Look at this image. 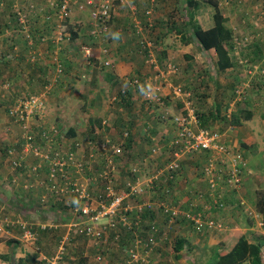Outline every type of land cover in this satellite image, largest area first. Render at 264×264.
<instances>
[{
	"label": "crops",
	"instance_id": "crops-1",
	"mask_svg": "<svg viewBox=\"0 0 264 264\" xmlns=\"http://www.w3.org/2000/svg\"><path fill=\"white\" fill-rule=\"evenodd\" d=\"M183 1L184 0H126V2L121 4V2L117 0L112 18V30L109 36L113 35L115 41L119 42V45H121L123 49L119 51V53L115 50V52L109 54V56L105 54H96L95 56H99L101 59L112 61L111 66H104L103 64L104 67H100L94 65L87 66V62L84 61V48L92 46H79L80 42L86 39L95 41L90 34L94 22L91 20L88 9H80L70 0L72 6V15L70 18L72 19L69 18L70 24L68 25L67 22L69 19H59L56 15L57 8L55 9L54 6H48L43 12H39L37 15L34 14V17L31 19L33 26L30 28L32 33V40L30 41L33 42L31 45L26 37L25 30H22L21 27L18 26V21L15 20L14 14L12 13L10 4L13 5L14 0H0V200H8L11 204L12 211L16 212L7 214L6 216L15 218L22 215L21 211L24 213L27 212V214L31 212L35 216L46 215L47 217L45 220H48L46 223L52 224L49 222L52 221V215L61 214L64 212H61V209L65 210L66 208V205L59 201V198L64 197L49 192L50 190L46 186L47 172L45 169H42L38 176L29 173L27 182L30 185H27L24 184L25 179L16 176L18 171L12 169L6 161L7 147L14 146L19 149L24 143L22 140L23 130L17 123L12 121V117L8 113V108L18 97H26L28 94L40 93L46 86L51 85L50 93L47 96V106L44 110V116L36 118L33 125L35 127L58 126L59 129L61 128L60 144L62 147L64 144V150H76L77 144H80V152H82L85 147L91 148V146H87L89 145V140L87 138L82 139L83 142H80L81 140L78 141L82 131L87 128L88 122L92 121V124H95V122L98 121L101 123L102 119V123L105 124L102 126L101 124L94 125L95 130L93 134H97L94 137L96 139L99 138L96 142L109 138L117 140V136L123 130L120 128H124V126L129 127L133 132L134 139L130 147L136 150L137 153L148 152L149 157H151L149 161L146 162L149 168L146 175L151 174L153 169L157 166H163L169 162L170 157L168 155H163V153L170 149V139L175 134V126L171 121L173 116L183 113L190 119L192 128L198 129L206 127L203 126V123L198 119L196 114V119L188 115L189 110L185 98H181L180 100L172 99L170 98L171 96H167L169 95L167 89L162 90L165 93L164 95H166L162 97V102H150L145 100L144 96L142 97L143 103L147 105L145 108L147 112L143 113L141 116L139 113L131 114V112H128V108L125 107L128 105L133 106L135 98L138 97V95L137 97L134 96L136 90L133 89L136 87L132 84L131 86L126 79L138 75L142 79L141 81L147 80V78H150L152 81L155 76L154 74H156L151 66L144 64L146 62L145 53L146 55H152L154 61L155 55L156 59L164 60L162 64L159 63L161 67L155 65L154 69L155 71L158 69L160 73L164 72V74H161V77H165L167 81L168 76H170L167 71L170 69V65L174 66L177 71L179 69L178 64H181L179 70L182 72H178L179 74L177 73V75L174 76L175 78L172 76L170 78L172 82H174L173 80H183L182 82H186L189 79L187 76L191 75L195 83L197 81L199 83L203 77L202 72H208L207 77L212 80L214 72L227 75L228 70H232L236 67V65H234V67L227 69L225 72L216 70L218 60L216 51L213 48L205 49L187 29L188 18L185 16V3ZM57 3L58 5L60 4L59 0H57ZM182 3L184 10H181L182 12L180 11L179 16L177 12ZM44 4L46 6L49 3L45 0ZM220 8L227 18V26L232 29L234 34L233 53H231V56H233V58L236 56L238 58L257 61L258 63L253 64L260 65L264 68V0H221ZM172 9H175L173 13L177 14L176 17L180 22L179 29H173L174 32L176 31L175 36L177 38V42H174V44L177 43L178 46H174V44L163 46L162 44L158 52L155 45H152V48H150L151 44L156 41L154 39L156 38L154 34L160 31L159 33L162 36L166 31L169 32L170 28L166 25L168 22L169 26L173 23L169 20L172 16L170 15ZM45 13L50 15V18L47 16L44 17L49 21L44 20L42 15ZM86 19H90L91 26H89ZM195 19L204 29H209L215 24L214 9L207 4H201L197 9ZM71 24L74 25L77 38L70 40L72 31ZM176 24L178 25V22ZM180 26L183 28L181 29L182 31H180ZM57 27H60V29ZM66 27L68 29H66ZM258 31L259 36L257 37L256 33ZM61 32L64 34V38L59 40ZM132 34L135 35V40L138 43L139 34H141L140 37L142 38H148L147 41H145L147 43V46L145 45V49H147L145 52L144 48L137 51L134 50V46H131L132 40L134 39ZM248 34L253 36H250L249 45L245 46L241 43L242 36ZM96 38H98V42H93L95 43L94 45H98V43L103 45L109 42L108 39H106L107 35L96 36ZM104 39H106V41ZM166 41H168V39ZM28 44L30 47L27 46ZM176 47L178 49H176ZM31 49L37 51L35 60L31 58ZM92 50L95 51L94 49ZM96 50L99 53V49ZM206 53L207 56H210L208 59H211L209 63L207 62V58H205ZM55 57L64 64L66 70L65 74L59 78L58 83L54 82V78L57 76L55 70L60 61L55 62ZM100 58L98 59L101 60ZM163 64L166 65L164 66ZM189 66H191V69ZM188 68L190 71L187 72V70H189ZM176 71L172 73L175 74ZM154 81L156 80L154 79ZM7 82L11 83L10 89L5 86ZM143 84L147 85L146 83ZM209 84L212 85V82ZM125 85L129 86L125 87ZM95 86H100V88L104 90H106L105 88L120 86L122 94L124 95L127 94L126 89L129 90L130 95L127 98H122L119 94L121 90L118 91L117 96H113V101L115 100V102H117L116 104H118L119 110L121 109L124 113L121 112L119 115L110 111L112 113H109L107 117L106 114L100 115L97 112L98 109H96V105H98V102L101 103V99L99 100V98L95 97V94L91 92ZM257 87L262 95L261 100L258 102L250 100V102H245L244 105L240 106V108H242L246 107L248 104L247 108L253 112V117L248 120H242L237 125L232 124V113L239 111V108L235 109L233 107L234 109L229 111V118L231 119L227 120L229 125L222 131L224 134L222 136V141L225 144L228 143L227 145L233 147L234 150H239L248 162L244 190H240L236 195L231 193L223 195L224 197L221 199V201H223V209L216 207L210 203L212 197L207 194L210 192L208 190L207 181L202 174V166L206 159V155L204 153L194 152L192 156L184 158L180 175L177 176L174 182L170 183L171 185H165V187L171 190L169 193L170 201L179 204L181 207V215L175 226L176 228L170 229L165 227L167 223L165 225L162 224L163 222L165 223V220L161 214L145 213V216L143 215L144 221L157 220L160 228V231L156 233L158 243L155 245L157 246L156 251L153 254V258H151L150 264L166 263V257L168 255L170 256L169 250L171 248L169 247V243L174 236L173 233L177 234L181 231L184 232H182L177 240H184L186 244L180 252H176L175 249L174 253L171 252L170 258L175 264H211L210 262L215 259L217 254L230 252L242 237L248 238L249 241L253 243L261 242L260 238L264 235V225L258 223L259 221L264 222V214L257 213L256 202L257 199H259L258 192L264 189V77H262L261 82L257 84ZM75 88H80V90H76L77 92H75ZM144 89L146 88L144 87ZM81 98L84 100H81ZM75 100L78 101L80 107L79 111H77V109L73 110L72 107H70L71 102ZM189 100L192 103L191 106L195 109V100L192 95ZM94 103H96V105L91 107ZM104 103L105 101L103 100L102 111L106 113V111L108 112L109 108L113 106L109 105L104 107ZM163 116H166V118ZM83 120L84 122H82ZM211 120L214 121L216 119L211 118ZM210 126L214 127L213 129H220L221 127H219V124L215 123H211ZM135 133L137 134L136 136ZM65 137L70 139L68 148H65ZM138 139H140V142ZM142 142L144 143L141 145L140 143ZM47 147L48 145H46V148ZM154 147H159L161 153L153 155L152 148ZM197 155L198 158H200L197 164L186 162L187 159L191 157L193 159ZM155 157H158L157 161L152 160ZM124 158L125 157L122 158L121 164H123ZM38 161L39 159L33 156H28L27 158V163L29 165L37 163ZM132 164L133 163L129 164V167L132 166ZM117 171L116 175L120 179V181L117 179L119 183L117 187L120 188V183L126 178L121 177ZM255 175L259 179L255 177ZM253 179L255 180L251 183L249 180ZM5 186L10 190H6L4 188ZM12 187L14 188L12 189ZM201 190L206 192V196L197 202L194 201L195 192ZM162 191L163 189L161 186H158L156 191L148 190L145 198L158 201ZM243 192H245L244 195H242ZM240 194L243 196L242 201L246 202V204L244 203L242 206L237 203L239 205V207H237L238 205L235 206L233 204L235 199L237 200L236 196H240ZM42 197H47V204L50 202L47 208L44 207L43 213L42 204L45 203L46 200ZM43 199L45 202L42 201ZM131 202L134 204L135 200ZM192 203H196V205L192 206ZM70 204L72 205V202ZM16 205L20 206L16 207ZM199 205L204 210L203 213L206 214L204 220H215L217 224H221L220 228L206 227L199 231L194 226V223L185 217L188 212L197 214V211H201L198 208ZM72 215H74L73 212ZM70 216H68L70 219L62 217L66 220L61 224L67 231L69 222L74 220ZM37 223L40 224L42 222L38 221ZM51 227L53 226H49V228ZM55 227L57 228L58 226L56 225ZM15 228H19L22 232V229L18 226L8 227L7 230H5L6 233L14 235L17 240H8L6 246L7 244L15 245L18 241L23 244L20 236L18 237V235L14 234ZM162 229L164 232L161 233ZM122 230L124 229L119 228L111 231L113 235L111 237L115 238L116 234H119V231ZM124 231L130 233V238L132 237L133 234L131 231ZM19 233L20 231L18 234ZM146 233L148 234V231ZM121 237L122 241L127 240L122 234ZM2 241L3 240L0 239V242ZM101 243L102 244L99 245V250L102 249V251H104L105 247H108V243ZM260 244L262 245L261 248L264 253V245L262 243ZM130 245L128 243V246H123V248L127 247L125 249L126 253ZM3 246L4 245L0 243V248L3 249ZM20 248L21 250L24 249L23 246H20ZM14 254L15 255H9L10 257L7 259H2L0 256V263L20 264V260L23 256L20 257L18 256L19 254L16 255L15 252ZM211 255L213 257H211ZM209 259L210 261H208ZM244 264H251V262L246 261Z\"/></svg>",
	"mask_w": 264,
	"mask_h": 264
},
{
	"label": "built area",
	"instance_id": "built-area-1",
	"mask_svg": "<svg viewBox=\"0 0 264 264\" xmlns=\"http://www.w3.org/2000/svg\"><path fill=\"white\" fill-rule=\"evenodd\" d=\"M45 0H14L13 7L18 14V26L25 30L26 37L32 45L33 26L32 17L34 14L43 12L48 6H54L56 15L59 19L68 20L72 15V6L70 0H47L49 3L45 6ZM80 9H88L91 20L94 26L90 33L93 36L110 35L112 30L111 20L116 8L117 0H72ZM121 4L126 0H119ZM44 17L50 18L49 14H43ZM44 20H47L44 18ZM49 21V20H47ZM60 29V27H57ZM64 38L61 32L59 40ZM107 39V38H106ZM106 39H104L106 41ZM251 37H245L242 42L247 44ZM104 53L108 50L103 48ZM37 51L30 52L32 60L37 57ZM84 56L92 57L91 49L84 48ZM152 56V55H149ZM153 57V56H152ZM154 63V58H152ZM55 62L60 61L55 57ZM241 62V61H240ZM242 63V62H241ZM105 65L111 66L112 61L106 60ZM64 67L60 61L56 66V77L54 82H58L62 76ZM170 74L176 71V68L170 65L167 70ZM248 74H258L264 77V68L259 65H254L253 68L247 70ZM164 72H159L155 76H162ZM130 84L139 85L138 79H132ZM5 86L10 89L11 83L7 82ZM149 93L148 101L162 102V97L158 91L160 88L156 86ZM249 87L246 83L243 87L237 90L238 98L246 95L245 90ZM51 85H48L40 93L28 94L26 97H18L14 103L8 108V113L12 117V121L17 123L23 130L22 140L23 146L17 149L14 146H9L7 150V160L10 166L18 171V177L24 178L27 182L28 174L35 176L40 174L42 169L47 172L46 186L56 195L68 194L72 196L73 221L68 224L67 234L61 241L58 257L66 251V246L70 240V234L76 233L92 238L96 241L103 240L107 243L110 232L119 228L135 233V230H145L147 227L148 234L146 237H135L130 247L128 248V264H150L151 252L157 245V232L160 231L159 226L152 223L150 220L144 221L143 215L147 212L159 209L167 218L168 224L171 226L178 222L181 215V207L179 204L172 203L169 199V189L164 187V184L169 179H174L175 175L182 169V156L190 153H204L206 159L202 166V174L210 186L215 202L218 203V197L222 196L224 188L241 189V184L244 179V168L247 166V160L239 150H234L233 147L225 144L222 141L223 132H219L213 128H198L191 127L190 119L183 113L172 117V122L175 126V134L170 139L168 150L170 153L169 162L163 166H157L151 174L144 176L138 165L130 167L131 175L122 180L121 187L116 175L118 166L121 165V160L125 155V138L128 133L125 132L121 139L112 140L105 139L100 142L89 141L91 150L86 155L87 147L79 151L80 144H77L76 150H64L60 144L61 131L58 126H38L33 125L35 118L44 116L46 109L47 96L50 93ZM173 93L176 97L186 99L188 107V115L196 119L195 109L191 106V101L188 100L191 93L184 90L182 86L173 87ZM45 96V98H44ZM240 96V97H239ZM39 114V115H38ZM166 118V116H163ZM46 145L48 147L46 148ZM46 148V149H45ZM161 149L159 147L152 148V154L157 155ZM28 156L38 158L39 161L34 164H28ZM117 176V177H116ZM166 176V177H164ZM158 186H161L163 191L160 193L158 201H152L145 198L148 190L155 191ZM203 199L206 193L199 191L196 196ZM44 198V197H43ZM135 200L133 204L131 201ZM241 197L239 205L246 204ZM45 202V200H42ZM196 203H192V206ZM223 205V204H221ZM243 206V205H242ZM39 212V211H37ZM202 214H192L188 212L186 216L191 218L197 230L201 231L206 227L215 228L221 227L215 220H204ZM264 225V222H261ZM9 225V226H8ZM18 226L22 229L24 239L30 240L36 234L33 231V226L19 216L10 218L3 216L0 218V235L4 234L8 227ZM52 224L44 223L42 228H47ZM138 230V231H139ZM120 232V231H119ZM120 234H116L115 239H119ZM56 257V258H58ZM102 258V254L98 255Z\"/></svg>",
	"mask_w": 264,
	"mask_h": 264
},
{
	"label": "rangeland",
	"instance_id": "rangeland-1",
	"mask_svg": "<svg viewBox=\"0 0 264 264\" xmlns=\"http://www.w3.org/2000/svg\"><path fill=\"white\" fill-rule=\"evenodd\" d=\"M22 1H27V0H20V2H22ZM181 10H184L183 3L179 6V9H178V12H177V14L179 16H180V11ZM173 12H175V9L171 10L170 15H172V16L170 18L168 17L169 20L172 21L173 23L169 26V22H168L167 25H166V26H168L170 28L169 32H167V31L165 32L164 31L165 33H163L162 36L159 33L160 31L157 34H154L155 37H156V38H154L156 40L155 41L156 43L155 44L154 43L151 44L150 48H152V45H155L157 51L159 52V48L162 47V44H163V46H168V44H174V42H177V40H176L177 38L175 36V32L176 31L174 32L173 29L174 30L179 29L180 22L178 21V18L176 17L177 14L173 13ZM86 20H87L89 26H91L92 24L89 21L90 19H86ZM177 22H178V25L176 24ZM258 34H259V31L256 33L257 37L259 36ZM132 35L134 36V39L132 40L131 46H134V50L140 51V49L142 50L144 48V52H145V50H147V49H145V45L147 46V43L145 41H147L148 38H142V37H140L141 34H139L138 40H137V41H139V43H138L135 40V35L134 34H132ZM248 35L249 36H253L251 34H248ZM167 39H168V41H166ZM85 41L87 42L88 45H91L94 48V50H95V52H93L94 56L96 54H99L98 51L96 50L98 48V45H94L95 44V43H93L94 41H92L91 39H86ZM148 42H151V41H148ZM166 42H170V43H166ZM27 46L30 47L29 44ZM174 46H178V44L176 43V44H174ZM107 48L109 50L108 53H107L108 56H109V54H113L115 52V50H117L118 53H119V51H121L123 49L122 46L119 45V42L115 41L113 35L110 36L109 45H108ZM176 49H178V48L176 47ZM33 50L34 49H31V51H33ZM148 55H146V53H145L146 62L144 64H147V65L151 66L153 68L152 70L154 71V73L156 72V74H154L156 76L157 73H158V69H156L157 71H155L154 66L155 65L160 66L159 63L162 64L164 62V60L156 59V55H155L154 56L155 57V61L153 63L152 62L153 61L152 60L153 57L152 56H148ZM205 56H206L205 58H207V62L209 63L211 61V59L210 60L208 59V58H210V56H207V53H206ZM84 58H85L84 61L87 62L89 60L90 61L91 60L96 61L100 57L99 56H95L93 58L92 57L87 58V57L84 56ZM105 60H107V59H101L100 60L101 64ZM244 60H246L244 63H239V64H237L239 66L236 65V67L234 69L228 70L227 71L228 72L227 75H223V74H219V73L214 72L212 80H210L207 77V73H205V72H202V76L203 77H202V80L199 83H198V81L195 83V80H192V76L191 75L187 76V78H189V79L185 83H187V85H189L188 88L191 90L190 92L192 93L193 99L195 100V106H196L197 112L200 113L199 115H209V113L214 111L213 109H214L215 106L212 105V103H213V99L215 98L217 100V102H221L220 105L218 103V107H217L216 111H218L220 113V117H223L222 115L225 113L224 109H227L229 98L231 97V95H232V93L234 91L233 89H235V86L237 84L241 83L244 80V71H245V69L247 67H249L250 65H252L253 63H258L257 61H254V60H249V59L248 60L244 59ZM163 65L165 66L166 64H163ZM180 65L181 64H178L179 69H180ZM104 66H107V65H104ZM189 68L191 69V66H189ZM190 69L187 70V72L190 71ZM181 72L182 71L179 70V73H181ZM176 75H177L176 73L175 74L171 73L170 76H168V81H167V79H165V77L162 78L161 76H158L157 78L154 76V79L156 81H154V79L151 81L150 78H147V80H144V83L147 84L146 85V89H144L142 91H140V89H133V90H136L134 96L137 97V95H138V97L135 98V100L133 102L134 103L133 106H130V105L125 106L126 108H128V112H131V114L139 113L140 116L143 115V113H146L147 110H145V108L147 107V105H145V103H143L144 101H142V97L144 96L145 100H148L150 98L149 93H152V89H156L157 88L156 86H158L160 88V90L158 91L159 95L166 96V95H164L165 93L162 90L163 89H167V92L169 94V95H167L168 97L171 96L170 98H172V99L180 100L181 97H176L174 95L173 87L177 86L179 83H183L182 82L183 80L182 81L181 80H179V81L173 80L174 82H172V80L170 79L172 76L174 77ZM196 80H197V78H196ZM58 82H56V83H58ZM210 82H212V85L209 84ZM126 86H128V85H125V87ZM105 89L106 90L100 88V86H95V88L91 90V92H93L95 94V97H98L99 100L101 99V101H100L101 103L98 102V105H96V103H94L91 107H94L96 105V109H98L97 112L100 115L106 114V117L109 115V113H112L110 111H113V112H115V113L120 115L121 112H123V111H121V109L119 110L118 104H116L117 102H115V100L113 101V96H115V95L117 96V93H118L119 90H121L119 92V94H121L122 89L120 88V86H116L114 88H105ZM76 90H80V88H78V89L75 88V92H77ZM199 92H201V93H199ZM250 93H251V97L248 100V102H250V100H254V102H258V101L261 100L262 95L260 94L259 89L257 90V88L254 87L251 90ZM101 95H103V96H101ZM81 100H84V99L81 98ZM103 100L105 101L104 107L109 106V105L113 106V107H110L109 111L108 112L106 111V113H103V111H102ZM70 105H71L70 107H72L73 110L77 109V111H79L80 107L78 105V101L77 100H75L74 102H71ZM237 108H238V105L235 106V109H237ZM134 109H135V111H134ZM82 122H84V120ZM226 122L227 121H223L222 120L221 123H223L222 125H224V126H222L221 129L222 128L225 129L229 125V123L228 122L226 123ZM101 124L105 125L104 123H102V119H101ZM94 125H99V122L96 121L95 124H92V121L88 122L87 128L82 131L78 141L81 140L80 142H83L82 139L87 138L89 141L96 142L99 138L96 139L94 137V136L97 135V134H93V132L95 130L94 129ZM219 127H220V124H219ZM212 128H214V127H212ZM120 129H125V128H120ZM136 135L137 134L135 133V136ZM142 138H143V136H142ZM139 140L140 139H138V141ZM64 141H65V148H68L69 144H70V139L65 137ZM143 143L144 142H142L140 144L142 145ZM87 146H89V145H87ZM63 149H64V144H63ZM85 149L87 150V155H88V153L90 152V149H89V147H87ZM127 150H126L125 155H124L125 158L123 159V164L118 166V169H117L118 170L117 172L119 173V175L121 177H123V178L129 177L131 175L130 167L135 166V165H138V167L142 170L143 174L145 172V175H146V172L149 169L147 167L146 162H148L149 159L151 158V157H149L148 152H146V153H139L138 152L137 153L136 150H134L132 147L127 148ZM163 155H168L169 157L171 156L169 151H166L165 153H163ZM190 156H192V153H190L189 155L188 154H184L182 156V158L184 160V158H188ZM157 158L158 157H155L152 160L153 161H157ZM199 159L200 158H198V155H197L193 159H192V157L187 159L186 162H189V163L191 162L192 164H197ZM131 163H133V164H132V166L129 167V164H131ZM180 172H178L176 174V177L180 175ZM16 176H18V173H17ZM11 177H9V178H11ZM164 177H166V176H164ZM255 177H257V176L255 175ZM244 178H245V176H244ZM254 180L255 179L249 180V181L252 183V182H254ZM245 183H246L245 180H243V182L241 184V189H238L237 192H239L240 190H244ZM4 188L6 190H10L6 186ZM13 188L14 187H12V189ZM244 193L245 192H243L242 195H244ZM249 199L251 200L250 196H249ZM59 201L62 204H65L66 208H65V210L61 209V212L64 211L61 214L58 213V214H53L52 215V217H51L52 221H49L50 223H52V226H53L51 228H49V227L42 228V226L40 225V224H42L44 222L46 223L48 221V220H45L46 217H47L46 215L35 216L31 212H28V214H27V212L24 213L23 211H21L22 215L19 216V218H23V219H26L27 221H29L30 224H32V226L34 228V232H36V234L30 240L24 239L21 230H19V228H15L14 234L18 235V237L20 236L21 240L23 241V244L18 241V243H16L15 245H13V244L8 245L7 244V246H6V243H7L8 240H10V241L12 240L13 241V240H17V239H15L14 235L8 234L6 232L4 234H1L0 237H2V236L3 237L0 238V239H2L3 241L0 242V243L4 245L3 249L0 248V256H1V258L2 259H6L7 258L6 256L15 255L14 252L16 253V255L19 254L18 256H20V257L23 256V258H25L28 254L38 253L39 255H38L37 259L39 261L40 260L42 261L41 264H74L75 262H77V260L79 258H82V259L85 258L86 259L84 264H128L126 262L127 258H128V249H127V253H126L125 249L127 247L123 248V246H125V245L128 246V243L130 245V243L133 241V239L135 237H137V236L138 237H146L147 236V233H146L147 232L146 231L147 227L144 228L145 230H143V231H140V230L138 231L136 229L135 233L131 232L133 234L131 238H130V233L122 230L121 234L124 235L125 238H127V240H125V241H122V237H120L119 239H115L114 237H111L113 235L110 233L111 236H109V240L107 242L108 243V245H107L108 247L107 248L105 247L104 251L101 252L102 253V258L101 259L98 258L99 245L102 244L101 242H98V241H96V240H94L92 238H86V237H83V236H80V235H78V236H76V235L75 236H70L71 240L68 241V244L66 246V248L68 247L67 248V256H66V258L62 259V262H61L60 261L61 258L58 257L59 253L56 254V252H58L60 244L62 245L61 241L64 240L63 237L67 234V229L64 228V226L61 223L65 222L66 219H70L68 216L71 215L70 217H72V218L75 217V216L72 215L73 207L70 204L72 202V196H68L67 201H66L65 198H59ZM49 204H50V202L45 206V208H47V206ZM18 206H20V205H16V207H18ZM10 213H16L15 211H12L10 202L8 200L7 201H3V199L0 200V218H2L3 216H5L7 214H10ZM147 213H150V214H152V213L161 214L163 216L164 220H165V223L163 222L162 224L165 225L167 223L166 224L167 226H165V227L170 228V229H175L176 228L175 226L177 225L178 222H176L175 224L169 226V224L167 222V218L161 213V211L159 209H156L155 211H151V212H147ZM62 217L66 218V219H63ZM41 218H42V220H41ZM38 221H40L42 223L38 224L37 223ZM150 221L152 223H155L157 226L159 225L157 220L153 219V220H150ZM258 224L262 225L260 221H259ZM56 225L58 226L57 228L55 227ZM40 226H41V228H40ZM260 227L263 228L262 226H260ZM56 229H58V230H56ZM19 231H20V233L18 234ZM261 231H262V229H261ZM162 232H164L163 229L161 230V233ZM182 232H184V231H181V232H179L177 234L173 233L174 236H173L171 242L169 243L170 244L169 247L171 248L169 250L170 251V256L168 255L166 257L167 261H166L165 264H175L170 258L171 257V252L172 253L175 252L174 251L175 242L181 236ZM20 246H23L24 249L21 250ZM156 247L157 246H154L153 249H152L151 256H150L151 258H153V254L156 251ZM96 251H97V253H96ZM263 255H264V253H263ZM56 257H58V258H56ZM211 257H213V256L211 255ZM210 259L208 261H210ZM212 262H210V263H212ZM137 264H141V263H137Z\"/></svg>",
	"mask_w": 264,
	"mask_h": 264
},
{
	"label": "trees",
	"instance_id": "trees-1",
	"mask_svg": "<svg viewBox=\"0 0 264 264\" xmlns=\"http://www.w3.org/2000/svg\"><path fill=\"white\" fill-rule=\"evenodd\" d=\"M220 1L221 0H184L183 2L185 3V16L188 18V24H187L188 31H190L194 35V37L202 44V46L205 49L213 48L216 51L217 56H218L216 70H219L221 72H225V71H227V69H229L231 67H234V65H237V64H239L241 62L244 63L246 60H244L243 58H238L236 56L233 58V56H231V53H233L234 34H233L232 29L229 28L227 26V24H226L227 18H226V16L224 15V13L222 12V10L220 8ZM201 4H207V5L211 6L214 9L215 24L212 27H210L209 29H204L200 24L197 23V20L195 19V15L197 13V9L201 6ZM10 6H11L12 13L14 14L15 20L19 21L18 14L15 11L13 5L10 4ZM70 19H72V18H70ZM70 19L68 20L67 25L70 24ZM111 25H112V20H111ZM71 26H72V31H71V35H70V40L77 38L76 34H75L77 32L74 30V25L71 24ZM67 27H66V29H68ZM181 29H183L182 26H180V31H182ZM73 34H74V36H73ZM91 36L94 38V40H95L94 42H98L97 41L98 38H96L92 34H91ZM245 37H250V36L249 35H244V36H242V40ZM107 39L109 41L110 40V36H108ZM154 43H156V42L154 41ZM241 43L243 44L242 41H241ZM87 45H88L87 42L85 40H83L82 42H80L79 46H87ZM108 45H109V42H106L103 45L101 43L100 44L98 43V47L99 48H97V49H99V54L100 55L105 54V55L108 56V54H107L108 52L104 53L102 51L103 48H106L108 50V48H107ZM243 45L247 46V45H249V42L247 44H243ZM88 48L91 49L92 58L95 57L93 55V52H95V51L92 50L94 48H92L90 46ZM232 55H234V54H232ZM98 60H96V61H93V60L87 61V66L94 65V66L103 67L104 62L101 64L100 60L99 61ZM62 65L64 67L63 63H62ZM254 65H257V64H252V65H250L249 67H247L245 69V71H244V80L241 83L237 84L235 86V89H233L234 91H233L231 97L229 98L227 109H224L225 113L222 115L223 117H220V113L218 111H216V109L218 107V103L220 105L221 102H217V100L215 98L213 99V105L215 106L214 109H213L214 111L209 113V115H199L200 113L197 112V109H196V106H195L196 115L198 116V119H200L201 122L203 123V126L211 127L210 126L211 123H215V124L218 123V124H220L221 127L224 126V125H222L223 123H221L222 120L223 121H227L228 118H229V114H230L229 111L233 110L235 108V106H237V105H238L239 111L236 112V113L235 112L232 113V116H233L232 120L229 118V120H231L232 124L237 125L242 120H248L251 117H253V112L251 110H249V108H247L248 104H247L246 107L240 108V106L244 105L245 102L246 103L248 102V100L251 97V93H250L251 90L254 87L257 88V90H258L257 84H259L261 82V80H262V77L259 76L258 74H255V75L248 74L247 70L250 69V68H253ZM237 66H239V65H237ZM65 71L66 70H65V67H64V70H63L62 73L65 74ZM178 72H179V69L176 71V74ZM206 73L208 74V72H206ZM135 78L138 79V81H139V83H138L139 85L135 86L136 87L135 89H140V91L144 90V87L146 88V85L143 84L144 80L141 81L142 79L140 78V76L136 75L134 77H130V78L126 79V81L130 84L129 81H131L132 79H135ZM246 83L249 84V87H247L246 90H245L246 95L244 97H242V98H238L237 90L240 87H243ZM179 84H180V86H182V88L184 90H186L188 92L191 91L188 88L189 85H187V83L183 82V83H179ZM126 93L127 94L124 95L121 92L120 95L122 96V98H127L130 95L129 94V90H127V89H126ZM191 95H192V93H191ZM163 97H165V96H163ZM211 118L212 119H216V120L212 121ZM100 124L101 123H99V125ZM101 126H102V124H101ZM221 127H220V129H216L215 128V130H218L219 132H222L223 128L221 129ZM124 128L125 129H123L117 137H118V139H121L125 132L128 133V136L125 138V147H126V150H127V148H129L132 145V143L134 142V139H133L132 130L129 127H126V126H124ZM8 148L9 147H7V150H8ZM247 166H248V162H247ZM247 166L244 168V176L246 175L247 170H248ZM174 177H175L174 179L167 180V182L164 184V187H165V185L166 186L171 185L170 183L174 182L176 180V178H177L176 175ZM244 180H245V178H244ZM238 189L239 188H234V189L225 188L224 191L222 192V196L221 197H218L217 194H216V198H218V201H219L218 203L215 202V196H213V192H212V190H211L209 185H208V190H209L210 193H207V194H209L212 197V199L210 200L211 204L215 205L218 208H222L223 205H221V204H223V201H221V199L224 197L223 195H225V194L228 195V193L236 195ZM170 192H171V190L169 189V193ZM198 192L199 191H196L195 195H194V198H195L194 201H196V202L198 200H200L199 196L198 195L196 196V194ZM203 192L206 193L205 191H203ZM258 193H259V199H257V202H256V209H257L256 211L259 214L260 213L264 214V189H261ZM58 196H62L65 199H68V196H71V194L70 193H68V194H59ZM236 197H237V200L235 199L234 204H233L235 206L238 205L237 203H239L240 198L241 197L243 198V196H241V194H240V196H236ZM237 207H239V205ZM198 208L202 212L201 211H197V214H202L201 218L205 219L206 218V214L203 213L204 210L202 209V207L200 205L198 206ZM185 217L189 221L194 222L191 218H188L187 216H185ZM75 235L78 236V234H76V233H71L70 234V236H75ZM80 236L86 237L84 235H80ZM86 238H88V237H86ZM260 239H261L260 243H262L264 245V235ZM70 240H71V237H70ZM98 242H101V241L98 240ZM260 243H253V242H250L248 238L242 237L239 240V242L237 243V245L230 252L225 253V254H217V256L215 257V259L213 260V262L211 264H244V262H246V261H250L251 264H264L263 251H262V248H261L262 245ZM185 244H186V242L184 240H181V239L177 240L176 245L174 247L175 251L176 252H180L184 248ZM67 248H66L65 253L61 256V259H60L61 262H62V259L66 258V256H67ZM101 251H102V249L99 250V254L101 253ZM96 253H97V251H96ZM56 254H57V252H56ZM38 255H39L38 253L28 254L25 258H22L20 260V264H41L42 261L41 260L39 261L37 259ZM6 257L9 258L10 256H6ZM85 260H86L85 258L84 259L79 258L77 260V262H75L74 264H84ZM0 264H2V263H0Z\"/></svg>",
	"mask_w": 264,
	"mask_h": 264
},
{
	"label": "clouds",
	"instance_id": "clouds-1",
	"mask_svg": "<svg viewBox=\"0 0 264 264\" xmlns=\"http://www.w3.org/2000/svg\"><path fill=\"white\" fill-rule=\"evenodd\" d=\"M36 119V118H35ZM34 119V120H35ZM34 122V121H33ZM47 127H50V126H47ZM6 157H7V152H6ZM6 161H7V163H8V160L6 159ZM8 165L10 166V164L8 163ZM11 167V166H10ZM12 168V167H11ZM13 169V168H12ZM15 170V169H14ZM43 198V197H42ZM44 199L46 200V202L45 203H43L42 204V207H43V211H42V213L44 212V207L47 205V197H44ZM41 213V214H42ZM26 220V219H25ZM27 221V220H26ZM29 222V221H28ZM30 223V222H29ZM42 224H44V223H42ZM42 224H41V226H42ZM32 225V224H31ZM111 233V232H110ZM119 234H120V237H121V231L119 232ZM109 236H111V235H109ZM101 242H103V240H101Z\"/></svg>",
	"mask_w": 264,
	"mask_h": 264
}]
</instances>
